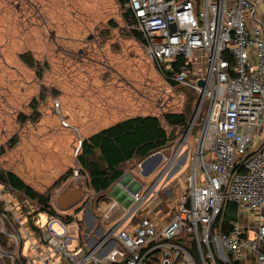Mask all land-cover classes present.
Listing matches in <instances>:
<instances>
[{
  "label": "built area",
  "instance_id": "1",
  "mask_svg": "<svg viewBox=\"0 0 264 264\" xmlns=\"http://www.w3.org/2000/svg\"><path fill=\"white\" fill-rule=\"evenodd\" d=\"M125 6L168 89L197 93L193 116L110 192H90L75 169L44 207L0 181V264H264V0ZM187 159L182 187L172 179Z\"/></svg>",
  "mask_w": 264,
  "mask_h": 264
},
{
  "label": "rangeland",
  "instance_id": "2",
  "mask_svg": "<svg viewBox=\"0 0 264 264\" xmlns=\"http://www.w3.org/2000/svg\"><path fill=\"white\" fill-rule=\"evenodd\" d=\"M123 11L117 0H0V169L50 194L78 169L83 137L124 118L183 111L188 92L168 89ZM190 171L187 159L172 181L185 186Z\"/></svg>",
  "mask_w": 264,
  "mask_h": 264
},
{
  "label": "trees",
  "instance_id": "3",
  "mask_svg": "<svg viewBox=\"0 0 264 264\" xmlns=\"http://www.w3.org/2000/svg\"><path fill=\"white\" fill-rule=\"evenodd\" d=\"M117 1L124 9L122 13L124 21L129 27H134L135 20L130 10L125 6L126 0ZM129 34L135 40L144 42L141 33L136 29L130 28ZM22 58L31 66V57L27 55ZM183 64L184 59L177 56L172 66L177 71ZM167 83L174 84L171 81H167ZM177 90H180L181 95H186L188 92L183 111H170L165 113L162 118L155 115L124 118L80 139L76 153L77 170L79 175L85 177L86 188L90 192H107L126 170L131 169L127 167L128 164H133L148 154L163 148L177 137L176 129L187 121L190 105L197 95L193 89L188 87L177 86ZM197 130L198 126L194 127L192 132L195 133ZM72 173L73 171H66L55 181L54 185L59 184L60 186L72 176ZM0 181L9 182L12 187L25 193L38 205L49 206L52 192L50 194L39 192L12 171L0 169ZM228 208L231 211L234 210V206L230 204ZM227 212L225 218L234 219V214L227 215Z\"/></svg>",
  "mask_w": 264,
  "mask_h": 264
},
{
  "label": "water",
  "instance_id": "4",
  "mask_svg": "<svg viewBox=\"0 0 264 264\" xmlns=\"http://www.w3.org/2000/svg\"><path fill=\"white\" fill-rule=\"evenodd\" d=\"M198 84H199V85H202L203 82H202L201 80H199V81H198ZM79 145H80V140H79ZM79 145H78V148H79ZM71 198H72V197H71ZM71 198H70V199H71ZM73 199H75V198H73ZM65 204H66V203L64 202V203H60L59 205H60V207L64 208V207H66Z\"/></svg>",
  "mask_w": 264,
  "mask_h": 264
},
{
  "label": "crops",
  "instance_id": "5",
  "mask_svg": "<svg viewBox=\"0 0 264 264\" xmlns=\"http://www.w3.org/2000/svg\"><path fill=\"white\" fill-rule=\"evenodd\" d=\"M108 191L110 192V189H109ZM108 191H107V192H108Z\"/></svg>",
  "mask_w": 264,
  "mask_h": 264
}]
</instances>
